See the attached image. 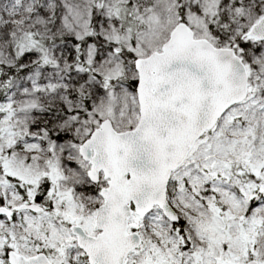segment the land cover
<instances>
[{
    "label": "snow or ice",
    "instance_id": "1",
    "mask_svg": "<svg viewBox=\"0 0 264 264\" xmlns=\"http://www.w3.org/2000/svg\"><path fill=\"white\" fill-rule=\"evenodd\" d=\"M0 264H264V0H0Z\"/></svg>",
    "mask_w": 264,
    "mask_h": 264
}]
</instances>
